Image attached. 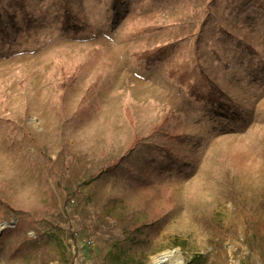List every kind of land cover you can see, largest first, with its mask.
<instances>
[{
	"label": "rangeland",
	"instance_id": "1",
	"mask_svg": "<svg viewBox=\"0 0 264 264\" xmlns=\"http://www.w3.org/2000/svg\"><path fill=\"white\" fill-rule=\"evenodd\" d=\"M0 158V264H264V0H0Z\"/></svg>",
	"mask_w": 264,
	"mask_h": 264
},
{
	"label": "trees",
	"instance_id": "2",
	"mask_svg": "<svg viewBox=\"0 0 264 264\" xmlns=\"http://www.w3.org/2000/svg\"><path fill=\"white\" fill-rule=\"evenodd\" d=\"M77 75H78V71L75 72V70H72V68L64 67V69L62 71V82L61 83H63V84H62L61 88H65V87H68V86L72 85L77 80ZM167 123H168V121L164 120L161 123V125L165 126ZM173 138H174V140L179 141V142H181V140H183V137L181 135L174 136ZM138 140H139V138H136V140H134L132 142V144L129 146L130 150L132 148H134V146L136 145ZM126 157L127 156L125 154L121 158L115 160L113 163H111L109 165H106L94 177L97 178L103 173H106V174L114 173L123 164V162L125 161ZM0 204L4 207L5 210H10L11 209V207L8 206V204H6L2 199H0Z\"/></svg>",
	"mask_w": 264,
	"mask_h": 264
},
{
	"label": "bare ground",
	"instance_id": "3",
	"mask_svg": "<svg viewBox=\"0 0 264 264\" xmlns=\"http://www.w3.org/2000/svg\"><path fill=\"white\" fill-rule=\"evenodd\" d=\"M10 165L6 159L0 158V173L8 174L10 172Z\"/></svg>",
	"mask_w": 264,
	"mask_h": 264
}]
</instances>
